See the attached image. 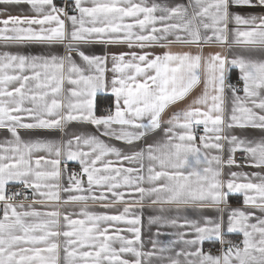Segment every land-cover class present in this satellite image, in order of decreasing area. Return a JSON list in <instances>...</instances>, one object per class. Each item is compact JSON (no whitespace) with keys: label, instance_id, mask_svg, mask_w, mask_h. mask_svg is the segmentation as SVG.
<instances>
[{"label":"snow or ice","instance_id":"obj_1","mask_svg":"<svg viewBox=\"0 0 264 264\" xmlns=\"http://www.w3.org/2000/svg\"><path fill=\"white\" fill-rule=\"evenodd\" d=\"M21 4L29 5L35 15L0 19V43L5 48L39 43L49 51L33 55L0 52V129L13 138L0 146V264H144L152 257L159 264H264V218L256 217L257 223H250L253 213L221 208L227 206L229 195L242 194L245 206L264 214V176L253 173L259 181L253 182L248 174L230 171L238 151L245 154L249 166L264 170V137L247 140L232 131L264 132V59L244 54L264 53V0H188L175 5L147 0H72V14L54 0H0L4 6ZM238 7L260 12L242 15L233 10ZM92 43L126 44L141 50L158 46L166 51L160 55L146 51L85 54L81 45ZM56 45L64 46L66 54L56 53ZM173 45L194 46L197 51L173 52ZM205 45L227 47L233 54H205ZM73 52L83 65L75 62ZM233 68L239 70L242 88L226 83ZM108 71L113 73L110 81L105 75ZM201 85L202 91L186 109L163 119L166 110ZM109 88L115 111L98 116L94 97ZM226 88L232 94L227 114ZM72 122L94 125L101 135L131 147L124 152L95 135H69L67 126ZM200 127L203 134L198 147L194 141ZM21 129L59 131L68 138L25 140ZM157 130L166 139L136 150V142ZM225 151L227 159L223 158ZM35 153L46 156L34 159ZM110 155L129 166L113 167L111 160L103 159ZM69 161H79L81 171L68 173V184L62 187ZM225 168L229 179L223 178ZM182 169L192 171L185 174ZM241 178L247 182H238ZM10 183L23 185L31 197L20 192L9 195L6 186ZM61 191L70 195L62 198ZM126 194L133 204L177 206L154 209L158 214L149 216V224L158 226L156 237L164 227L187 231L174 233L175 239L166 244L152 239L153 251L144 252L141 219L129 218L130 207L117 215L97 214L87 207L90 201L105 208L127 205ZM20 196L31 199L27 210L24 199L18 204L9 202ZM35 204L83 207L81 218L74 219L59 208L36 210ZM181 206L214 210L217 216L204 217L203 224L186 217L180 223ZM172 211L177 213L175 218L165 215ZM225 211L226 233H242V249L224 240ZM120 224L124 227H116ZM109 227L114 234H109ZM189 234L194 238H186ZM206 240L229 247L213 256L202 250ZM177 244L186 247L176 250ZM128 254L134 259L124 258Z\"/></svg>","mask_w":264,"mask_h":264},{"label":"crops","instance_id":"obj_2","mask_svg":"<svg viewBox=\"0 0 264 264\" xmlns=\"http://www.w3.org/2000/svg\"><path fill=\"white\" fill-rule=\"evenodd\" d=\"M70 3H72V0H69ZM148 3L156 2V3H164L168 5H175V4H186L188 3V0H147ZM236 12H239L242 15H247V14H252V13H259L260 9H251V8H246V7H238L233 9ZM8 15H19V16H34L35 13L31 10L29 5L26 4H21L17 6H4L0 5V19H6ZM2 27V25H0ZM56 53L60 55H65V48L62 45H56L54 46L53 49ZM81 50L85 52V54L88 55H99V56H104L108 54H120V53H126L130 51H135L137 53H141L142 51L146 52H151L154 53L155 55H160L166 49L161 48V47H150V48H145L143 50L139 48H132L129 49L126 44H115V45H105L103 43H92V44H87V45H81ZM171 50L173 52H180V51H191L193 54L196 53L197 49L193 46L191 48L187 46H180V45H173ZM3 51H10L13 53H20V54H27V55H33V54H46L49 51V48L47 45H42L39 43H28L24 46H11L8 48H5L2 43H0V52ZM215 51H223L226 55L231 56L233 54V51H230L227 47L224 49H220L219 47L213 45V46H204V52L205 54L209 52H215ZM239 51V50H235ZM245 55H251L253 58L257 59H264V53L260 52H253L251 54L249 53H244ZM73 59L77 64L83 65V62L81 61L80 57L73 52L72 53ZM108 67L111 68V60L109 59L108 61ZM106 79L110 81L113 77V73L111 71H108L106 74ZM239 77V70L238 69H231L230 72L228 73V80L226 83H231L233 84L234 79ZM66 87H68L66 85ZM202 91V85L197 87L186 99L183 101H180L179 103L171 106L168 110H166L163 119L167 121V119L172 115L173 112L179 111L182 109H186L189 104H191L192 100L200 94ZM241 96H243V93H239ZM99 97L105 98L107 104L105 106H102L100 109L97 110L96 107V102ZM224 99H225V109H226V114L230 110L232 106V94L230 90L226 88L225 94H224ZM94 103H95V111L96 115H106L108 114L109 110H111L113 113L115 111V97L112 96L110 88L108 90H100L97 92L96 96L94 97ZM99 113V114H98ZM114 127H119V126H114ZM163 127H167V124L165 123ZM69 130V135L73 132L76 133H81V134H87V135H95L97 136L100 140L104 141L105 143H108L112 146H115L117 148H120L122 151L127 152L128 149L131 147L129 145H126L125 143L115 140V139H110L107 136L101 135V132L97 130V128L94 125L88 124V123H80V122H72L67 126ZM178 132H182V130L177 129ZM233 134L240 136L241 138L247 139V140H259L262 137H264V132H262L260 129H240V128H235L232 130ZM195 133L198 134H203L202 127L197 128ZM20 136L25 139V140H36V139H48V140H57V141H64L68 138V136H65L63 132L59 131H47V130H19ZM13 139L11 137V134L6 130V129H0V146L4 145L6 141H9ZM166 139L164 132L161 130H157L155 133H153L149 138H146L144 140L136 142L137 144V149L142 148L145 146L146 143H154V142H160ZM199 139V138H198ZM194 144L196 146H200V141L196 143L194 141ZM212 154H215L213 152ZM44 155L46 156V153H35L34 154V159L38 156ZM228 153L225 151L223 153V158L227 159ZM104 160H111L112 161V166L113 167H127L129 166L127 162H124L123 165H121L118 161L117 158L114 155H110L108 157H104ZM145 166L147 167L148 161L145 159L144 161ZM194 163V161H193ZM238 165V166H237ZM61 169L65 168V165L62 163L61 164ZM197 168H200L202 166L197 165ZM67 172H63L62 177H61V185L62 187H66L68 184V173H79L81 171V166L79 161H69L67 162L66 165ZM182 171L187 174V172L192 171V169H182ZM229 169L225 168L224 169V179H229L227 175ZM230 171H235L237 173L241 174H248L249 178L252 179L253 182H259L256 177H254L252 174L253 173H259L260 176H264V170L260 168H255L249 166V164L245 162L243 164H237L232 166ZM146 174V173H145ZM86 182V179H85ZM238 182H247L243 178H241ZM12 186H15L14 184H9L6 186V190ZM147 186V185H145ZM62 198H67L68 195H70L67 192L61 191L60 193ZM31 197V193L29 195ZM125 199L129 200V204H116L114 206L105 208L103 207L99 202L97 203H92L91 201L87 205L90 211L95 212L97 214H108V215H117L120 214L125 206L130 207V213H129V218H131L133 215L139 216L141 219V238L143 241V251L144 252H151L153 251V244H152V239H157L161 244H166L169 240L175 239V236L173 235L174 233L178 231H187V229H179V228H172V227H164V228H159V231L162 233L159 237H156L154 234L158 230L157 225H150L148 222L149 216L157 215L158 213L154 211V209H158L160 207H163L165 209L171 208L175 209L177 206L176 205H151L147 202L144 204H133L131 203V197L128 196L127 194L125 195ZM31 203V199H27L24 201L25 204V210H27L28 204ZM18 204V203H16ZM83 207V205L80 204H46V205H41V204H35L33 205V208L39 211H51L53 208H59V210L64 213L68 212L72 214V218L78 219L81 218L79 216V211L80 208ZM181 212L179 213V222L183 223L184 218L188 219H194L199 221L201 224H203V218L204 217H210L215 219L217 216V213L214 210L210 209H205L203 211H195L192 209L191 206H188L187 209H184L183 206ZM227 207L228 209H233V208H239L245 212L253 213V219H251L250 223H257L256 217H261L264 218V214L260 213L258 209H255L252 206H245L243 204V195L242 194H231L228 197V204L227 206L221 205V208L224 209ZM3 203L0 202V218L3 216ZM165 215L175 218L177 213L175 211L172 212H167ZM226 226H227V211L224 212V240L225 241H233L236 239L241 238L242 240L244 239L243 234L240 232L236 233H226ZM116 227L123 228L124 225L120 224L117 225ZM109 234H114L113 228L109 227ZM128 236H131L130 233H122ZM186 238L191 239L194 238V234H189ZM219 242H212V241H204L202 244V250L204 245H209L214 247L216 244ZM115 247H119L118 244L114 245ZM183 244H177L176 245V250H179L181 248H184ZM189 250H194V249H189ZM222 253V252H221ZM221 253L218 254H212L213 256L216 255H221ZM61 256H63V253H61ZM124 258H127L129 260L134 259L130 254L126 255ZM183 260L184 258L181 257ZM195 259V258H191ZM144 264H159V261L155 258L152 257L150 262L146 258Z\"/></svg>","mask_w":264,"mask_h":264},{"label":"built area","instance_id":"obj_3","mask_svg":"<svg viewBox=\"0 0 264 264\" xmlns=\"http://www.w3.org/2000/svg\"><path fill=\"white\" fill-rule=\"evenodd\" d=\"M54 3L58 6V7H66V10H69V13H71V5L72 3L69 2V0H54ZM233 85H235L237 88H242V81L239 80V77L234 79L233 81ZM242 92V91H241ZM240 92V93H241ZM197 136V139L195 140L196 143L199 142V136L201 134L195 133ZM235 161L237 164H243L245 162V154L242 152H236L235 153ZM13 192H20V193H24L26 195H30L29 190L24 189L23 185H15L12 186L10 188L7 189V193L9 195H11V193ZM22 199H24L23 196L20 197H16L15 199H13L12 201H9L10 203H19ZM27 199H24V201H26ZM29 200V199H28ZM3 203V202H2ZM232 245L234 246H238L239 248H243V240L241 238L230 241ZM229 247L228 243H224L223 245H221V243L216 244L214 247L209 246V245H204L203 246V251L205 253H211V254H218L221 253L223 250H226Z\"/></svg>","mask_w":264,"mask_h":264},{"label":"trees","instance_id":"obj_4","mask_svg":"<svg viewBox=\"0 0 264 264\" xmlns=\"http://www.w3.org/2000/svg\"><path fill=\"white\" fill-rule=\"evenodd\" d=\"M107 104L106 99L99 97L96 102L97 110L100 109L102 106H105ZM99 114V113H98Z\"/></svg>","mask_w":264,"mask_h":264}]
</instances>
